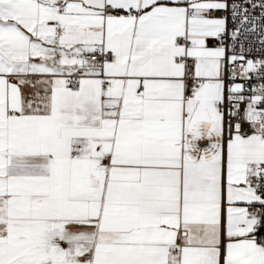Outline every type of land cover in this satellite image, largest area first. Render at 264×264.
<instances>
[{
	"label": "snow or ice",
	"instance_id": "6c2138e0",
	"mask_svg": "<svg viewBox=\"0 0 264 264\" xmlns=\"http://www.w3.org/2000/svg\"><path fill=\"white\" fill-rule=\"evenodd\" d=\"M264 0H0V264H264Z\"/></svg>",
	"mask_w": 264,
	"mask_h": 264
},
{
	"label": "built area",
	"instance_id": "2783aa9c",
	"mask_svg": "<svg viewBox=\"0 0 264 264\" xmlns=\"http://www.w3.org/2000/svg\"><path fill=\"white\" fill-rule=\"evenodd\" d=\"M252 52L250 58L264 59V51H261L260 45L256 40L251 41Z\"/></svg>",
	"mask_w": 264,
	"mask_h": 264
}]
</instances>
